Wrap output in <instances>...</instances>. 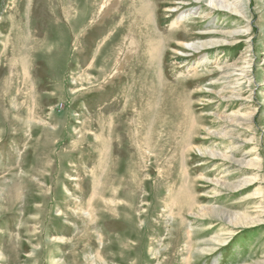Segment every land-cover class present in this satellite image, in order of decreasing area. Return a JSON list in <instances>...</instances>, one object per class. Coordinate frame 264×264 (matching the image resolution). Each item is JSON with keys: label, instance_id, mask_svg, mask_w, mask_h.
<instances>
[{"label": "rangeland", "instance_id": "374dc122", "mask_svg": "<svg viewBox=\"0 0 264 264\" xmlns=\"http://www.w3.org/2000/svg\"><path fill=\"white\" fill-rule=\"evenodd\" d=\"M151 2L0 0V264H264V0Z\"/></svg>", "mask_w": 264, "mask_h": 264}, {"label": "bare ground", "instance_id": "6f19581e", "mask_svg": "<svg viewBox=\"0 0 264 264\" xmlns=\"http://www.w3.org/2000/svg\"><path fill=\"white\" fill-rule=\"evenodd\" d=\"M193 1H195V2H197L199 4H201L202 2H207L205 7H206V11H208V12L213 11V10L216 9V10H220L222 12H225L226 14H230V15H234V16H240L242 14L240 12V10L244 9L243 0H207V1L206 0H193ZM130 11H131L130 13H132V15L136 16L138 21H139L138 29H143V27H145V26L147 27L148 25L151 24L152 21H154V5L152 4L151 0H139L138 6L134 7V9H132ZM231 37H232L231 34H227L226 38L221 39L220 42L229 43L230 40H228V39L231 38ZM209 42H211V41H209ZM216 43H218V40H215V41L212 40L211 44H216ZM189 48L193 49L194 47L192 45V46H189ZM240 72L244 73V71H240ZM238 76H240V75H238ZM212 155L214 156V154H212ZM99 182H100V180H99ZM229 183L230 182H227V184H229ZM99 191H100V189H99ZM100 193L101 192H99V193L97 192V195H99ZM80 204L79 205L84 208L82 203H80ZM87 205H88V208L90 209L91 203L89 202V203H87ZM87 205H86V207H87ZM87 214L91 216V211H88ZM1 256H2V254L0 253V259H1Z\"/></svg>", "mask_w": 264, "mask_h": 264}]
</instances>
